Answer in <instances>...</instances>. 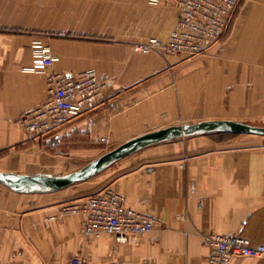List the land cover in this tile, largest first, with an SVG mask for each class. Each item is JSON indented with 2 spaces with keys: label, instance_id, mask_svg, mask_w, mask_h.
<instances>
[{
  "label": "crops",
  "instance_id": "0c3cea01",
  "mask_svg": "<svg viewBox=\"0 0 264 264\" xmlns=\"http://www.w3.org/2000/svg\"><path fill=\"white\" fill-rule=\"evenodd\" d=\"M178 16L170 0H0V171L66 175L96 151L183 123L264 126V0H242L228 33L203 54L134 48L167 38ZM42 44L59 56L46 70ZM89 69L115 80L103 101L29 134L23 118L47 100L48 75ZM107 187L156 227L119 242L87 235L80 214H60L63 203ZM217 233L264 243V135L218 130L157 142L57 190L0 182V264H69L76 254L89 264H208L206 237ZM229 264L264 258L239 254Z\"/></svg>",
  "mask_w": 264,
  "mask_h": 264
},
{
  "label": "built area",
  "instance_id": "2783aa9c",
  "mask_svg": "<svg viewBox=\"0 0 264 264\" xmlns=\"http://www.w3.org/2000/svg\"><path fill=\"white\" fill-rule=\"evenodd\" d=\"M179 8V16L165 39L152 36L136 42L143 53L185 54L195 56L210 50L228 33L242 0H170ZM38 65L50 68L59 60L49 44L38 51ZM115 83L111 77L94 69L78 75L52 72L48 75L47 100L24 118L29 134L40 136L95 109ZM55 142V141H54ZM53 142V143H54ZM60 214H80L85 233L91 237L112 234L119 242L136 241L151 232L157 218L126 204L125 197L114 188H104L82 199L63 203ZM50 218H57L53 215ZM211 247L208 264H229L236 255L264 258V243L255 244L240 233H217L206 237ZM69 264H89L82 254L74 255Z\"/></svg>",
  "mask_w": 264,
  "mask_h": 264
},
{
  "label": "water",
  "instance_id": "95a60500",
  "mask_svg": "<svg viewBox=\"0 0 264 264\" xmlns=\"http://www.w3.org/2000/svg\"><path fill=\"white\" fill-rule=\"evenodd\" d=\"M218 130L264 135V126L232 119H210L195 123L172 125L131 138L90 161L78 170L66 175L16 174L0 171V182L18 191H28L31 189L57 190L75 182L86 180L101 172L112 162L150 144L199 132Z\"/></svg>",
  "mask_w": 264,
  "mask_h": 264
},
{
  "label": "rangeland",
  "instance_id": "374dc122",
  "mask_svg": "<svg viewBox=\"0 0 264 264\" xmlns=\"http://www.w3.org/2000/svg\"><path fill=\"white\" fill-rule=\"evenodd\" d=\"M190 123H195V122H190ZM184 124V123H183ZM114 148V147H113ZM110 149H112L111 147L110 148H103V149H101V150H99V151H96L95 153H94V156H93V158H89V159H94V158H96V157H98L99 155H102V154H104L105 152H107V151H109ZM88 159V160H89ZM91 160H89V161H91Z\"/></svg>",
  "mask_w": 264,
  "mask_h": 264
},
{
  "label": "trees",
  "instance_id": "16d2710c",
  "mask_svg": "<svg viewBox=\"0 0 264 264\" xmlns=\"http://www.w3.org/2000/svg\"><path fill=\"white\" fill-rule=\"evenodd\" d=\"M230 133H235V132H230Z\"/></svg>",
  "mask_w": 264,
  "mask_h": 264
}]
</instances>
